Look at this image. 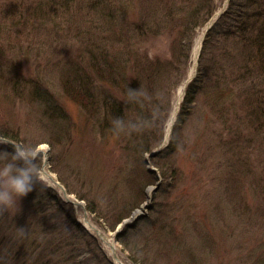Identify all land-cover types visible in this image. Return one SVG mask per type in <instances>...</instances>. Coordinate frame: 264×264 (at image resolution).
I'll return each instance as SVG.
<instances>
[{"label": "rangeland", "instance_id": "rangeland-1", "mask_svg": "<svg viewBox=\"0 0 264 264\" xmlns=\"http://www.w3.org/2000/svg\"><path fill=\"white\" fill-rule=\"evenodd\" d=\"M197 3L0 0V135L39 149L42 169L59 182L36 180L18 208L0 210V264H71L74 256L106 264L108 240L124 264H264V43L245 46L218 31L231 30L236 10L264 19V0H213L210 21L201 7L186 22ZM128 40L136 62L152 63L148 74L166 66L132 101L121 75L86 78L99 45L111 52ZM117 67L136 72L132 62ZM73 70L91 80L98 101L85 103L71 87ZM197 81L203 87L183 104ZM108 89L129 102L136 128L118 129L109 117ZM136 107L151 112L148 123ZM5 149L14 151L0 143ZM48 185L72 201L55 204Z\"/></svg>", "mask_w": 264, "mask_h": 264}, {"label": "trees", "instance_id": "trees-1", "mask_svg": "<svg viewBox=\"0 0 264 264\" xmlns=\"http://www.w3.org/2000/svg\"><path fill=\"white\" fill-rule=\"evenodd\" d=\"M212 1L213 0H203V2H201V0H196V2H199V3H197L195 5V8L193 7L186 12V15H188L186 22H190L191 19H194L195 13L197 11H199L201 9V7L202 8L207 7L206 8L207 13H206V16L202 22L206 21L207 18L209 19V17L211 16V13L213 11ZM235 1L236 0H229V5L232 6L235 3ZM241 3L244 5L247 4V5L252 7L253 5L255 6L257 4V0H241ZM183 7H185V6H183ZM229 11H230V8L228 10H226V13H228ZM232 12L233 11H231V14H232ZM236 12L237 13L235 16L238 18L235 20L236 21L235 23L230 25L231 30L226 31V32H222V31H220V28L218 27V31L222 35L225 36L224 37L225 39H228L229 37H231L233 35L237 36L239 34V36L243 40L245 46L247 44H250L249 46H251V47L257 46L258 48H262L263 43H264V39L262 38V36H263L262 34H264V23H263V28L261 30H260V27H258V25H257L258 23H261V21L264 22L262 15H260L258 11H254V12H252V14H250V12L240 11V10H236ZM233 16H234V13L232 14V18H234ZM198 25H200V23L199 24L197 23L196 26H198ZM124 30H126V29H124ZM193 30H194V27L192 29L191 36H192V34H194ZM214 30H217V27H215ZM219 32H218V34H219ZM130 41L131 40H128L126 43H124V47L122 49L112 50L111 51L112 53L109 51L111 44L106 49H103L104 47L102 45H99L98 47H100V48H98V49H100V51L99 52L96 51L93 54V56L91 58L92 60L89 64L92 67V69L94 70L93 75H95V76L88 75L89 77H86V78H90V76L93 77L94 79H95V77H97V78L99 77V78L106 79L107 82H114L116 80V78L117 79L120 78L119 75H121L122 79L125 80V82L124 81L123 82L126 83L125 84L126 86L124 88L126 90H129V91H130V89L138 90L136 96L140 97L141 96L140 93H144L143 89H146V84H144V82L147 81L148 77L150 76L149 78L151 79L152 75L154 76V78L159 76L158 74L163 72L164 69H166V66H160V65H158L160 63L157 62L153 65L152 70H151V74L150 73L148 74L149 68L152 65V63L149 60H147V57L139 59L138 60L139 63L136 62V60L134 59L136 56V53L132 49V41L131 42ZM220 42H221V40H220ZM192 43H193V39H192ZM104 52H106V53H104ZM201 52H202V48L200 51V55H201ZM258 56H260V59H261V57H263V54L261 53V51H260V55H258ZM130 58H132L131 62L136 65V72L134 73V75H132V76L129 75L126 77L125 74H123V75L121 74V73H124V71L122 69L120 70V68H118L117 66L123 65V66L128 67L129 64L131 63V62H128ZM255 60H256V58H255ZM262 62H263V58L260 60L259 64L258 63H255V64L260 65V64H262ZM262 68L264 69L263 66H262ZM197 69L199 70V67H197ZM77 70H79V69H77ZM77 70H73V72H74L73 77L75 78L74 81L76 82V84L71 85V87L73 86L75 89H77L75 91L82 94V96L85 99V103H89V105H91L92 103H95L96 101H98V97H95L96 94H95L91 80L89 81V84H88L86 79H83V77H82L83 75L78 74ZM198 70H197V73H198ZM98 73H101L103 76L102 77L100 75L97 76ZM117 73H119V74H117ZM71 75H72V72H71ZM202 87H203V85H201V83H198V81H197V88L196 89L190 88L189 91L188 90L186 91L185 100H184L183 104L189 103V102L191 103V101H192L191 96L193 95V97H194L195 93L199 90V88L201 89ZM126 90H124V92L126 94L125 97L127 96L129 101L130 100L132 101L134 98L130 97L129 92ZM33 92H34V94H36V96H38L40 98L42 97V99L44 98L46 104L49 103V108L51 109V111H53V105L50 102V98L49 97L47 98L46 95L44 96L42 90H40L39 88H36V89H34ZM124 92L122 90L119 91V95L124 94ZM101 98L103 100L102 102L105 105V107L108 108L110 118H111V116H113L112 118H114L115 120H117L119 118V119H122L123 121L135 123V118H134V116H132L131 110L129 108V105H130L129 102H127V101H125L123 103L120 102L119 101L120 97L117 95H114V93L111 91L109 92V89H108V94L101 97ZM128 109L130 111H128ZM134 112H135V110H134ZM136 112L138 115V119L141 120L140 122L145 123V124L148 123V121L151 117V112L142 113L140 111V108H138V107H136ZM181 115L182 114H179V117ZM259 116L263 117L262 112H260ZM181 118H179V120H178L179 124L182 121ZM47 188H49V190H53L50 187H47ZM48 195L50 196V198L53 200V202L55 204H58L59 206H62V207L64 206V201L57 194L56 191L53 190V192L49 193ZM73 224H75L77 226V228H80V224L78 222H76V220L73 221ZM73 259H75V256L72 258L71 264H84V260L78 259V260L73 261ZM105 260H106V264H114L110 259L106 258ZM133 261L136 262V259H133ZM43 263L46 264L45 262H43Z\"/></svg>", "mask_w": 264, "mask_h": 264}, {"label": "clouds", "instance_id": "clouds-1", "mask_svg": "<svg viewBox=\"0 0 264 264\" xmlns=\"http://www.w3.org/2000/svg\"><path fill=\"white\" fill-rule=\"evenodd\" d=\"M138 90L130 89L129 96L135 97ZM118 129L136 128L137 124L126 125L117 119ZM11 143L14 151L0 150V210L19 207V200L33 189L36 180L42 181V163L37 149L23 141L0 135V143Z\"/></svg>", "mask_w": 264, "mask_h": 264}, {"label": "water", "instance_id": "water-1", "mask_svg": "<svg viewBox=\"0 0 264 264\" xmlns=\"http://www.w3.org/2000/svg\"><path fill=\"white\" fill-rule=\"evenodd\" d=\"M37 151L40 152L39 149H38ZM64 192H65V191H64ZM74 203H75V204H78L77 201H74ZM142 209H143V208H142ZM140 211H142V210H139V211L134 212V213L132 214V216L130 217L129 220H131V221L134 220L137 214H141ZM127 222H128V221H126V220L123 221V222L121 223L120 227L124 226ZM127 224H128V223H127ZM97 231H98V230H97ZM106 242H107V244L109 245V247H110V249H111V255H112V259H113V261L117 262L118 264H124V263L120 260V258L118 257V255H117L115 245H114L111 241H109V240L106 241Z\"/></svg>", "mask_w": 264, "mask_h": 264}, {"label": "bare ground", "instance_id": "bare-ground-1", "mask_svg": "<svg viewBox=\"0 0 264 264\" xmlns=\"http://www.w3.org/2000/svg\"><path fill=\"white\" fill-rule=\"evenodd\" d=\"M9 145L11 144L10 142L8 143ZM46 176L48 177V178H50V180L53 182V183H55V184H58L59 185V182L55 179V177L51 174V173H49V172H47L46 173ZM47 179V178H46ZM68 199V197H65V201ZM63 200V201H64ZM121 225V224H120ZM120 225H119V227H120Z\"/></svg>", "mask_w": 264, "mask_h": 264}]
</instances>
